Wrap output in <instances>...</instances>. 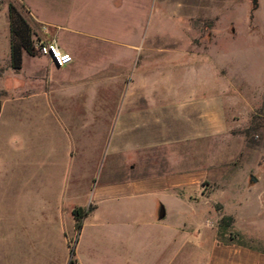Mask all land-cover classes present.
<instances>
[{
	"label": "rangeland",
	"instance_id": "rangeland-1",
	"mask_svg": "<svg viewBox=\"0 0 264 264\" xmlns=\"http://www.w3.org/2000/svg\"><path fill=\"white\" fill-rule=\"evenodd\" d=\"M9 2L26 17L31 14L71 28L58 30L56 38L57 42L71 43L77 55L62 68L48 65L45 56L25 57L24 74L48 68L51 80L86 81L97 86L113 76L103 75L101 67L116 56L128 78L135 72L136 83H142L144 72L156 65L148 79L160 84L163 76L158 69L173 59L166 53L187 51V56L180 57L192 67L187 75L176 71L172 77L174 81L186 78V84L201 87L203 103H215L216 115L226 118L228 134L221 147L225 160L235 154L230 161L240 165L237 180L256 179L254 194L242 215L256 237L235 239L264 250V0H256V6L252 0H0V25L7 21ZM134 40L130 48L120 44ZM131 53L134 61L127 59ZM0 65H4L2 59ZM96 90L90 91L88 99L80 98L76 90L50 93L56 115L47 107V96L41 90L36 95L38 105L14 108L22 122L23 139L18 147L8 144L6 151H0V264H36L32 243L35 215H70L66 206L71 200L62 196L68 190L64 184L78 181L83 193L87 183L93 185L91 175L95 182L104 175L111 155L107 149L98 154L99 136L110 133L113 127L87 124L77 115ZM71 148L74 155L69 160ZM80 177L82 181H74ZM84 196L74 198L82 202ZM89 206L84 204L83 208ZM113 211L103 205L86 215H100L101 242L120 247L117 264H133L134 255L136 264L140 260L145 264H205L206 253L191 236L196 229L181 233L185 235L183 244L165 243L179 221L166 218L149 226L144 219L141 225L132 226L126 216ZM104 217L117 220L106 221ZM112 227L115 233L109 231ZM40 230L41 238L46 237V229ZM214 231L217 238V223ZM3 238L13 241L4 259ZM83 239L82 243L90 240ZM222 239L227 241L228 237Z\"/></svg>",
	"mask_w": 264,
	"mask_h": 264
},
{
	"label": "crops",
	"instance_id": "crops-1",
	"mask_svg": "<svg viewBox=\"0 0 264 264\" xmlns=\"http://www.w3.org/2000/svg\"><path fill=\"white\" fill-rule=\"evenodd\" d=\"M21 14L32 27L33 36L54 37L57 41L58 30L71 29L31 14L28 17ZM43 26L46 30H42ZM57 43L71 55L72 62L76 60L71 43ZM134 43L135 40L120 44L130 48ZM185 52V55L180 52L166 53L169 59L170 56L173 59L158 69L163 76L160 84L151 83L148 79L149 73L157 70L156 65L144 72L142 83H136L135 72L128 78L116 56L108 66L101 67L103 75L113 76L97 86H90L86 81L76 84L59 78L51 80L48 68L42 73L31 69L24 74L25 57L34 59L44 55H30L23 51L21 67H11L7 11V21L0 25V61H4V65H0V151H4L8 144L18 147L23 131L14 108L18 109L20 104L38 105L36 95L40 90L47 96L48 100L44 99L47 100L44 101L47 107H52L56 115L55 102L49 100L50 93L76 90L80 98L88 99L90 91L97 89L101 94L96 92L93 98L85 100L77 115H81V120L87 124L113 127L110 133L99 136L98 154L107 149L111 155L104 175L98 176L96 182L94 174L91 175L90 183L93 182V185L89 187L86 182L83 193L77 181H82V177L74 180L77 183L64 184L68 190L62 196L71 200L66 206L70 215H35L32 243L36 264H69L70 260L72 264L120 262V247L101 242L100 215L84 216L80 229L75 228L72 209L84 204L91 205V213L103 205L111 207L115 210L113 212L126 216L132 226L141 225L144 219L149 226L166 218L179 221L165 243L183 244L185 235L181 236V233H185V229L186 233L189 228L196 229L197 233L191 236L194 235L195 242L205 251V264H264V250L232 241L221 242L215 238L214 224H218L223 216L232 217V231L241 236L256 237L249 232L246 219L242 216L245 215L244 205L254 194L252 188L256 179L237 180L236 171L240 165L230 161L235 154H230V159L225 160L221 147L228 134L227 123L225 117H218L214 112L215 103H203L201 87L194 83L186 84V78L174 81V72H182L184 76L192 67L181 60L180 55H188ZM46 59L48 65L62 68L53 65L48 57ZM127 59L134 61V54L131 53ZM66 128L70 129L68 125ZM73 155L74 149L71 148L68 151L69 160ZM79 194L85 195L82 202L75 200ZM109 219L117 220L114 217L103 218L106 221ZM42 228L46 229V237L41 238L44 236L40 234ZM115 229L112 227L109 231L115 233ZM86 237L90 240L82 243L81 240ZM4 240L5 249L1 248L3 259L9 254L11 247L8 244L13 242ZM132 259L136 264L135 255ZM140 264L145 262L140 260Z\"/></svg>",
	"mask_w": 264,
	"mask_h": 264
},
{
	"label": "trees",
	"instance_id": "trees-1",
	"mask_svg": "<svg viewBox=\"0 0 264 264\" xmlns=\"http://www.w3.org/2000/svg\"><path fill=\"white\" fill-rule=\"evenodd\" d=\"M8 24L10 33V65L13 69H19L22 63V53L27 52L30 55H36L37 51L34 47L33 29L29 22L16 8V6L9 2L8 7ZM92 209V207L83 208L75 207L72 213L75 218V228L78 230L82 225V218ZM231 216H223L217 224V241L226 242L222 238L228 237L227 241L236 242L238 244L247 245L246 243L236 240L241 235L238 232L231 230L232 224ZM70 260L69 264H72Z\"/></svg>",
	"mask_w": 264,
	"mask_h": 264
},
{
	"label": "built area",
	"instance_id": "built-area-1",
	"mask_svg": "<svg viewBox=\"0 0 264 264\" xmlns=\"http://www.w3.org/2000/svg\"><path fill=\"white\" fill-rule=\"evenodd\" d=\"M42 30H46V27L43 26ZM33 39L37 53L48 57L53 65L63 67L72 62L71 55L60 49L54 37L34 35Z\"/></svg>",
	"mask_w": 264,
	"mask_h": 264
},
{
	"label": "water",
	"instance_id": "water-1",
	"mask_svg": "<svg viewBox=\"0 0 264 264\" xmlns=\"http://www.w3.org/2000/svg\"><path fill=\"white\" fill-rule=\"evenodd\" d=\"M252 3L254 4V6H256L257 5V2H256V0H252ZM254 179V178H253Z\"/></svg>",
	"mask_w": 264,
	"mask_h": 264
}]
</instances>
